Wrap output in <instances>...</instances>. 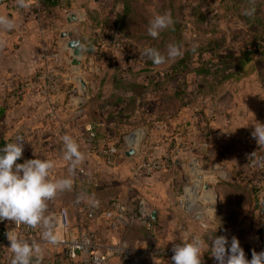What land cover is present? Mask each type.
Instances as JSON below:
<instances>
[{
    "label": "crops",
    "instance_id": "obj_1",
    "mask_svg": "<svg viewBox=\"0 0 264 264\" xmlns=\"http://www.w3.org/2000/svg\"><path fill=\"white\" fill-rule=\"evenodd\" d=\"M26 4L21 8L17 0H0V16L8 17L14 24L10 30L0 28V148L20 137L24 152L17 163L52 159L55 167L51 179L67 177L73 182L70 190L58 192L47 202V224L36 225V233L26 240L40 249L31 264H77L68 260L60 244L62 210L68 212L75 234L95 235L103 253L115 245L147 246L124 239L128 229L136 224L105 220L113 200L132 209L140 200L145 201L152 214L156 213V225L167 218L172 228L183 215L179 202L188 180L193 186L201 176L199 183L208 184L210 190H197L186 206L187 212H194V206L203 199L210 205L206 211L210 217H218L224 211V192L219 189L223 182L264 186V178L250 171L247 159L262 145L252 135L254 124L264 123L261 99L254 97L252 91H233L228 100L220 102L198 103L191 98L186 107L173 112H167L161 103L157 111L151 103L148 108L139 105L136 114L124 124L119 117L110 119L109 114L117 111L107 105V100L120 95L115 78L123 75L131 80L141 68L119 63L122 57L129 60L133 56L120 44L113 48L103 46V50L96 47L100 43L98 35L106 33L101 19L96 21V17L109 15L104 11L105 0H26ZM116 11L121 12L119 8ZM72 17L77 22L70 23ZM67 33L73 37L63 38ZM72 39L82 42L79 68L71 64L72 51L67 44ZM111 57L117 58L118 69L109 66ZM83 81L88 87L86 93L81 88ZM82 99L86 100L84 104ZM89 126L98 134L93 145L85 141ZM65 135L80 145L84 157L75 168L63 159ZM104 147L118 149L112 165L99 154ZM131 150L134 155L127 156ZM156 160H164L168 168L147 176L141 166ZM216 191L219 195L214 196ZM215 199L218 210L212 209ZM200 215L194 213L191 221L196 224ZM260 216L256 211L255 230ZM211 220L203 228L190 226L189 222L187 227L181 225L179 232L165 226L168 230L160 232L157 248L173 252L185 233L200 236L211 245L213 239L208 233H225L222 224ZM45 231L54 234L55 243L45 238ZM10 233L18 235L14 230ZM9 247L8 239L0 244V264H12ZM151 256L159 258V264H172L170 258L155 255L149 256L147 264ZM120 261L119 257L111 258L112 264Z\"/></svg>",
    "mask_w": 264,
    "mask_h": 264
},
{
    "label": "rangeland",
    "instance_id": "obj_2",
    "mask_svg": "<svg viewBox=\"0 0 264 264\" xmlns=\"http://www.w3.org/2000/svg\"><path fill=\"white\" fill-rule=\"evenodd\" d=\"M124 1L105 0L104 11L109 15H104L101 18L96 17V21L101 19L104 31H106V33L101 32L98 35L100 43H96V47L99 50H103V46L113 48L116 44H120L122 49L131 52L133 54L131 59L125 60L122 57L119 63L124 66L130 65L133 68H141L132 75L133 77H136L143 70L148 72L142 76L145 79L149 76L146 80L160 81V84H162L165 79L173 84L170 74L176 72L174 77L178 78L179 83L183 85V90L187 93L185 102L188 103L192 98V94L195 97V94L202 90L206 91L205 94L208 91V88L206 90L202 83L196 80L199 77L195 69H197L196 66L200 65V61L202 63L211 62V65L215 66V70L219 67L224 69L229 64L230 68L227 70H230L229 73L233 78L225 81L222 86H211L209 90L214 95L200 97L199 94L196 101L198 103L207 100L220 102L222 99L228 100L232 96L233 91L235 93L252 91L253 93H251L254 94V97L256 95L257 98L261 99V108L264 114V54L255 53L251 55L250 57L254 58L252 59L253 61L242 65V67H239V63L238 66L229 57V54H234L240 58L246 50L255 51L258 49L257 52L263 51L260 45L261 43L264 44V0H126V4L131 6L130 11H128L129 17L131 16L132 20L134 17L136 20L140 19L142 32L137 37L127 27L118 34L116 24L119 21V14L124 11ZM118 8L121 12L116 11ZM246 12L251 14L246 15ZM165 13L171 14L173 25L161 31L157 38H152L148 35L150 21L157 15ZM145 23L148 25L145 26ZM139 38L142 40H138ZM153 39H155V42ZM170 44L177 45L181 55L174 59H166L160 65L154 64L151 59L143 54L144 49L155 47V49L158 48L157 51L166 56L167 46ZM191 53L193 55L186 59L187 64L181 65L184 57ZM116 60L117 58L113 57L109 59L108 64L112 70L113 68L118 69L119 63ZM177 73H182V75H177ZM156 76L160 77L161 80H157ZM102 79L104 82H102ZM102 79H98V82L104 84L105 78ZM142 103H144L145 108H148L147 105L151 103L150 106L155 107L156 111L160 103L161 105L163 104L167 112H173L178 109V102H174V100H170L166 96H164L162 101L160 94L154 91H151ZM257 150L264 153V144L258 147ZM250 171L254 172L251 169ZM258 175L264 178V174ZM242 186H245L248 191L243 192L242 200L239 201L238 205L229 201L232 195H235L234 188L231 187V193L224 202L225 209L229 213L224 210L218 217L206 215L210 205L202 199L200 203L194 206V212L190 211L189 213L187 212L188 208L182 207L185 212L181 210L183 215L178 218L172 228H169L172 222L167 221V218L160 220L151 234L145 231L141 225L136 224V226L128 229L124 239L129 243H146L148 249L157 250L159 249L157 248L158 236L165 226L170 230L176 228L175 231L179 232L181 225L187 227L190 222V226L195 225L198 228H203V225L210 224L213 218L225 226V233L217 235L225 236L229 246L232 238L238 239L246 258L250 260L253 251L257 253L264 251V186L255 184ZM219 187L220 191H222L224 186L220 185ZM217 195L219 193L216 191L214 196ZM217 204L215 199L212 209L216 210L218 208ZM258 210L261 216L258 219V229L255 230L253 221ZM194 213L202 214L200 215L201 217L198 216L196 218V224L191 221ZM232 213H236V215L232 216ZM250 222H252L251 225L249 224ZM168 229L165 228V230ZM243 232H246V234ZM213 235V233H208V236L213 237L212 239H214ZM203 251L205 253L202 257V264H217L215 258L210 256L212 254L210 247ZM208 259L210 260L209 263H207ZM149 264H159V258L151 256Z\"/></svg>",
    "mask_w": 264,
    "mask_h": 264
},
{
    "label": "clouds",
    "instance_id": "obj_3",
    "mask_svg": "<svg viewBox=\"0 0 264 264\" xmlns=\"http://www.w3.org/2000/svg\"><path fill=\"white\" fill-rule=\"evenodd\" d=\"M19 7H26V0H17ZM246 15L251 14L246 12ZM170 13L157 15L148 28V35L157 38L161 31L173 25ZM13 22L6 16H0V28L10 30ZM154 64L160 65L166 59H174L181 55L179 47L175 44L167 46L166 56L159 51L146 48L143 52ZM258 144H264V123L254 124L252 133ZM24 141L17 137L15 142H8L0 148V222L5 220L15 224L36 226L41 222L47 224L44 212L47 202L52 200L58 192L70 190L72 180L70 178L51 179V172L55 167V161L47 158H36L17 163L23 157ZM64 152L63 159L75 168L84 159L80 151V145L69 135L62 138ZM10 250L13 254L12 264H31L34 254L40 249L34 244L20 238L19 235L8 232ZM45 238L50 243L56 239L51 231L44 232ZM211 248V255L217 264H264V251H253L249 260L245 256L240 242L232 238L229 246L225 236H215L211 245L200 236H190L185 233L183 240L174 245L171 258L172 264H202L205 247Z\"/></svg>",
    "mask_w": 264,
    "mask_h": 264
},
{
    "label": "built area",
    "instance_id": "obj_4",
    "mask_svg": "<svg viewBox=\"0 0 264 264\" xmlns=\"http://www.w3.org/2000/svg\"><path fill=\"white\" fill-rule=\"evenodd\" d=\"M98 140V134L93 126H89L86 130L85 141L88 145H93ZM109 165L115 162L119 152L116 147H104L99 151ZM249 168L263 175L264 174V153L261 151L251 152L248 157ZM168 168V163L164 160H156L144 163L141 170L147 175H153ZM73 185V182H72ZM110 211L106 212V221L125 220L131 224L141 225L149 234L153 233L156 227L155 221L152 219V212L145 201L140 200L136 208L132 209L123 205L117 200H113L110 204ZM59 228L61 232L60 244L66 250V256L69 261L77 264H112L111 258L119 257L120 264H147L150 255L158 257L172 258L173 252H166L161 249L150 250L144 246L129 247L127 245H115L105 248L103 253L100 252L101 245L93 234L76 235L70 220V216L66 210H62L59 215ZM14 230L21 239L28 240L30 236L36 233L35 226L26 224H15L12 221L5 220L0 222V244L7 240V233Z\"/></svg>",
    "mask_w": 264,
    "mask_h": 264
},
{
    "label": "trees",
    "instance_id": "obj_5",
    "mask_svg": "<svg viewBox=\"0 0 264 264\" xmlns=\"http://www.w3.org/2000/svg\"><path fill=\"white\" fill-rule=\"evenodd\" d=\"M130 8L131 6H128L125 0L124 1V11L119 14V17H118L119 21L116 24V26L118 27L117 31L119 34L121 30H124L127 27L128 30L132 31L135 34V37H137L139 33L142 32V27H141V23L139 22L140 19L136 20L134 17L132 20L131 16L129 17L128 11H130ZM146 25L148 24L145 23V26ZM138 40H142V39L139 38ZM153 40L155 42V39ZM151 48L155 49V47H151ZM260 48L263 51L257 52L258 49L255 51L246 50L244 54L240 56V58L236 57L234 54H229V57L233 62H236L237 65L239 63L240 65V66L238 65L239 67H242V65H245L246 63L253 61L252 59L254 58L250 57L251 55L255 53L264 54V44L261 43ZM155 50H158V48ZM191 55H193V53L189 54L188 56H185L184 59L181 61V65H186L187 64L186 59H189ZM211 64H212L211 62L202 63L200 61V65L196 66L197 69H195V72L197 76L200 78V79L196 78V80H199L206 90L208 88V91H207V94H205L206 91L202 90L198 94L196 93L197 95L195 94V97L192 94V100L194 99L193 101L198 99L199 94H200V97L213 96L214 93L213 94L210 93V90H209L211 86H215V87H218L220 85L222 86V84L225 81H227L230 78H233L232 75L229 73L230 70H227L228 68H230L229 64H227L228 66H226L224 69H220L219 67L216 70H215V66H212ZM146 73L148 72L140 71L139 74L136 77L131 78V80L128 77H124L122 74H121L122 76H118L115 78L114 83H117L119 91H120V95H113L109 100H107L108 101L107 105L110 107H113V109L117 111V112H111L109 114L110 119H114V117H119V119L123 120L122 122L123 124L126 123L127 121H130V119L136 114L138 106L144 104L142 102H144L146 96H148L151 91H154L160 94V98L162 101H163L164 96H166V98H169L170 100H174V102H178V108L185 107L189 104L188 102H185V99L187 98V93L183 90V85L179 83L178 78L174 77L176 72L175 73L173 72V74L172 73L170 74L171 76L170 79L173 80V84L167 82L164 79V82L162 84H160V81L154 82L153 80H149L148 85H146V81H148L146 79L149 76H147L146 79L142 78V76ZM177 75H182V73H177ZM156 79L161 80L160 77L158 78L157 76H156ZM151 87H153V89H151ZM148 91L149 93L147 94ZM131 93L133 95L129 97L128 95ZM0 115H1V112H0ZM124 120H126V122H124ZM221 186H224L223 192H224L225 200L227 196L230 195L231 193L230 192L231 187L234 188L233 190L235 191V195H232L229 201L231 203H237V205L239 201L242 200L243 192L248 191V189H246L245 186H242V184H239V183L224 182L221 184ZM224 202H223V205H224ZM224 210L226 211V213H229L228 210L225 209V206H224ZM232 214H233L232 216L236 215V213H232ZM222 227L225 228L224 225ZM213 236L215 237L218 235L216 233ZM0 240L4 241L5 239L0 238Z\"/></svg>",
    "mask_w": 264,
    "mask_h": 264
},
{
    "label": "water",
    "instance_id": "obj_6",
    "mask_svg": "<svg viewBox=\"0 0 264 264\" xmlns=\"http://www.w3.org/2000/svg\"><path fill=\"white\" fill-rule=\"evenodd\" d=\"M68 21L70 23L77 22V19L75 17H72ZM72 37H73L72 34H68V33L63 35V38H72ZM67 47L69 50L72 51V58H73L72 63H71L72 66L75 68L81 67L82 59H83V47H82L81 40H73L72 39V40H70V42H68ZM81 88L84 91V93H86L88 87L84 81L81 83ZM85 102H86V100L82 99L81 103L84 104ZM134 153L135 152L133 150H131L127 153V156H132V155H134ZM197 178L199 180L196 183H194L193 186L191 185V181L188 180L187 186H185L183 188L182 198L179 202L182 207L187 206V204L191 200V197L195 195L197 190L204 191V192H208L210 190V186L208 184L203 185L202 183H199L201 176H198ZM221 178L225 179V176L222 175ZM152 219L156 220V213L152 214Z\"/></svg>",
    "mask_w": 264,
    "mask_h": 264
}]
</instances>
